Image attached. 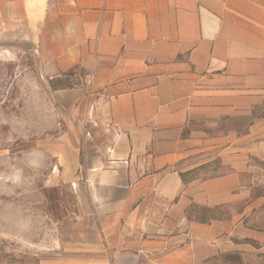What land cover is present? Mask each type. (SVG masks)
Here are the masks:
<instances>
[{"label":"crops","instance_id":"1","mask_svg":"<svg viewBox=\"0 0 264 264\" xmlns=\"http://www.w3.org/2000/svg\"><path fill=\"white\" fill-rule=\"evenodd\" d=\"M8 38L43 96L0 115V188L51 264H264V0H0Z\"/></svg>","mask_w":264,"mask_h":264},{"label":"rangeland","instance_id":"2","mask_svg":"<svg viewBox=\"0 0 264 264\" xmlns=\"http://www.w3.org/2000/svg\"><path fill=\"white\" fill-rule=\"evenodd\" d=\"M39 68L29 43L0 39V115L5 122L14 124L18 118L24 124L27 102L42 99ZM3 174L8 186L0 188V264H51L55 253L32 196L25 186L12 191L9 173Z\"/></svg>","mask_w":264,"mask_h":264}]
</instances>
